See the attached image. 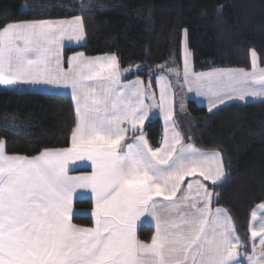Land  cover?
Instances as JSON below:
<instances>
[{"label":"snow or ice","instance_id":"obj_1","mask_svg":"<svg viewBox=\"0 0 264 264\" xmlns=\"http://www.w3.org/2000/svg\"><path fill=\"white\" fill-rule=\"evenodd\" d=\"M81 31L80 17L0 27V84L70 88L76 115L70 147L44 149L34 157L6 155L0 140V264H239L242 245L231 217L221 208L212 212L213 193L204 183L183 187L197 173L212 185L222 182L221 153L184 144L174 125L169 136L171 85L163 76L157 78L158 106L166 127L153 148L138 128L157 106L145 103L151 83L121 84L115 55L80 52L63 66L62 40H79ZM250 56L251 72L195 73L185 47L184 83L208 98L210 112L225 100L264 97V69L257 72L254 50ZM249 81L261 87L248 88ZM77 161L90 162L91 172L70 176ZM81 189L93 202L91 227L73 223V201ZM149 217L155 231L145 242L136 233ZM250 230L254 239L260 237L261 252L254 247L249 264H264V224Z\"/></svg>","mask_w":264,"mask_h":264},{"label":"trees","instance_id":"obj_2","mask_svg":"<svg viewBox=\"0 0 264 264\" xmlns=\"http://www.w3.org/2000/svg\"><path fill=\"white\" fill-rule=\"evenodd\" d=\"M77 16L83 21L85 43L64 48L65 56L115 55L121 70L132 68L126 80L139 77L151 88L162 73L180 86L179 46L185 29L195 73L246 70L250 50L264 66V0H0V27ZM168 62L176 72L161 70ZM182 98L184 109L176 110L174 124L185 144L221 153L225 179L209 189L214 205L229 213L248 253L250 214L264 203V99L209 112L175 91V104ZM75 121L67 95L0 91V140L7 155L34 157L44 149L66 148ZM142 132L153 148L160 146L158 117L150 118ZM73 207L90 210L91 202L77 200ZM73 223L90 227L91 218L76 215ZM136 234L146 242L152 229L142 225Z\"/></svg>","mask_w":264,"mask_h":264},{"label":"crops","instance_id":"obj_3","mask_svg":"<svg viewBox=\"0 0 264 264\" xmlns=\"http://www.w3.org/2000/svg\"><path fill=\"white\" fill-rule=\"evenodd\" d=\"M68 39H66V41H67ZM81 40V38L79 39V40H77V39H71V41L70 42H68V43H65L63 46H65L64 48H66V47H73V46H81V45H83L85 42H82V41H80ZM77 53H80V52H77ZM74 54H76V53H74ZM74 54H71V55H68V56H66V59H67V57H69V56H72V55H74ZM112 54H106V55H100V56H88V55H85V56H87V57H106V56H111ZM163 67V66H162ZM65 68H67V60H66V63H65ZM173 68V67H172ZM120 69V68H119ZM129 69H131L132 70V68H129ZM164 68H161V70H163ZM171 69V68H170ZM223 70L224 69H230V68H222ZM172 70H174V69H172ZM214 70H216V69H210V71L212 72V71H214ZM120 71H121V78H120V83L121 84H128L129 82H132V81H136V80H140V81H142L143 82V85L145 86V87H147L148 85L141 79V78H139V77H134V78H132V79H129V80H126L125 79V75L128 73L127 71H125V70H121L120 69ZM175 71V70H174ZM131 72V71H130ZM208 72V71H207ZM172 73H173V71H172ZM180 74H182L181 72H180ZM161 76H163V77H166L167 78V81H168V83L171 85V83H170V79L168 78V76L167 75H165L164 73H162V74H159V75H157L155 78H154V81H153V88H149L148 89V91H149V94H150V96H151V99H148V100H146L145 101V103L146 104H152V100H153V98H155V95L157 94L158 95V99H159V93H158V90H159V86L157 85V78L158 77H161ZM181 79H182V76H181ZM172 85H171V88H170V92H169V101H170V103H169V107H170V109H172V112H173V106H174V92L172 91ZM0 91H8V92H21V93H46V94H62V95H67V96H69L70 97V99H71V101H72V98H71V89L70 88H65V87H62V86H55V85H38V86H32V85H24V84H16V85H4V84H0ZM186 94H188L187 93V91H186ZM189 97V99H192V98H190V95H188ZM192 100H194L195 102H196V100L195 99H192ZM156 103V102H155ZM198 104V103H197ZM72 105H73V109H75V106H74V102L72 101ZM184 109V104L181 106V110H183ZM74 113H75V110H74ZM159 114V110H158V108H157V106H155V107H152L151 109H150V112H149V117H148V119H146L145 120V122L143 123V125H138V128L142 131V129H143V127H144V125L147 123V121L150 119V118H152V117H158L159 119H160V121H161V124H162V139H163V136H164V134H165V127H166V125H165V123H164V119H163V121H162V118H160V116L158 115ZM75 117H76V115H75ZM174 125V127L176 128V126H175V124H173L172 122L171 123H169L167 126L169 127V136L171 137V127ZM177 129V128H176ZM140 134V132L138 131L137 133H136V135H139ZM132 133L131 132H128L127 134H126V139L127 140H129V141H131V139H132ZM181 136V135H180ZM183 142V141H182ZM184 143V142H183ZM185 144V143H184ZM71 146V135H70V140H69V146L68 147H70ZM201 152H204V153H211V152H215V151H201ZM7 155V154H6ZM83 164H88L89 166H87V167H84V166H81V165H83ZM91 172V167H90V162H87V161H85V162H80V161H77L74 165H72V170L69 172V175L70 176H78V175H83V174H86V173H90ZM225 179V176H224V178H223V180ZM197 180H199L201 183H204L208 188H209V186H212V183H211V181H205L204 179H203V177L202 176H199V174L197 173V175L196 176H194V177H186L185 178V182H184V184H183V187L185 188V189H187V183L188 182H192L193 184H194V186H195V181H197ZM222 180V181H223ZM210 190V189H209ZM211 192H212V190H210ZM213 193V192H212ZM157 199H162V197H160V198H157ZM77 200H89L90 202H91V208H90V210H76L74 207V210H75V212L77 213V215L78 216H90V218H91V226H93V221H92V217H91V211H92V207H93V202H92V200H91V198H90V192H88V194L87 195H83V194H81V195H79V196H77V197H75L74 198V201H73V203L75 202V201H77ZM214 202H215V197H214V194H213V197H212V203H211V205H210V208H211V210H212V212H215V210L217 209V208H221V207H219V206H216V205H214ZM261 204H264V203H260V204H258L254 209H253V211L251 212V214H250V221L252 222V223H255L254 225H253V230H256V225H260V224H264V208H261L260 207V205ZM221 209H223V208H221ZM224 210V209H223ZM253 212H255L256 213V218H255V220L253 219ZM228 213V212H227ZM228 215H229V213H228ZM230 216V215H229ZM258 217L260 218L259 220H261V222H258ZM150 217L149 218H145L144 219V222H143V224L142 225H145V226H147V227H149V228H151L152 229V235L154 234V231H155V226H154V222H152V223H150ZM141 225V226H142ZM249 225H250V223H249ZM90 226V227H91ZM139 228V227H138ZM259 228L260 227H257V230H259ZM152 235H151V237H152ZM235 235H236V233H235ZM249 235H251V233H250V226H249ZM237 236V235H236ZM151 237H150V239L148 240V241H146V242H149L150 240H151ZM250 239H251V237H250ZM252 241L250 240V246H249V251H248V253H246L244 250H243V248H242V246L241 247H239V249H238V251H239V256L237 257V260H238V262H239V264H249V261H248V259H247V256L248 255H251L252 254V249H251V246H252V243H251ZM258 252H255L257 255L261 252V246H260V243H258ZM234 264H236V261H234Z\"/></svg>","mask_w":264,"mask_h":264},{"label":"rangeland","instance_id":"obj_4","mask_svg":"<svg viewBox=\"0 0 264 264\" xmlns=\"http://www.w3.org/2000/svg\"><path fill=\"white\" fill-rule=\"evenodd\" d=\"M75 18L76 17L69 18V19H54L53 21H74ZM80 22H81V28H82V31L80 33V35H81V40L80 41L85 42V32H84V26H83V21H82V18L81 17H80ZM66 39L67 38H65L61 42L62 43L61 51H62V55H63V61H64L63 66L64 67H65V63H66V60L67 59H66V56L63 53L64 52L63 51L64 50V47H65L63 45L65 43H68V42L71 41L69 39L66 41ZM185 47L187 48L188 53H190V57H189V67L193 71V68H192V55H191V52H190V50L188 48L187 38H186V35H185V31H183L182 36H181V40H180V46H179V68H178L180 70V72L182 73L181 74V76H182L181 84H180V86H177L176 84L173 86L172 82L170 81V83L172 85V88H173L172 91L174 92V98H173L174 99V106H173V112H172L173 113V121H172L173 124H174V115H175L176 110L177 111H180L181 110V106L184 104L183 98H182V100L180 99L179 103H176L175 104V91H178V93L181 94L182 97H184V96L185 97H189L188 95H190V98L195 99L196 100V103H198V105L204 106L207 109V111H209L208 98L206 96H203V95L198 96L197 93H196V91H195V89H193V91L190 92L188 90V87L189 86L184 83V53H185ZM248 58H249V61H248L249 62V67H248V69H246V71L251 72V71H253V66H252V58L250 56V52H249ZM161 66H163L164 69H167V68L170 69L172 67V64L170 62H168V63H164ZM172 69H174L175 72L177 70L176 67L171 68V70ZM214 69H216V70H223L222 68H214ZM230 69H240V68H230ZM261 69H264V66H261L259 64L258 57H257V53H256V70H257V72H259V70H261ZM209 72H211V71L208 70V72L207 71H201V72H197V73H209ZM246 87L251 88V89H259L261 87V85H259V84H253L251 81H249V83L246 85ZM186 91H187L188 94H186ZM158 93H159V99H158V95L156 94L155 95V98H153V100H152V104L157 105V108L159 110V114L158 115L160 116V118H162V121H163V119H164V113L161 112L160 107L158 106L159 105V100H160V87H159ZM263 99H264V97H261V96H257V97L248 96L244 100H239V99H235V98L232 99V100H225L224 104H218L217 107L214 108L212 111H214L215 109H217L220 106H223V105L229 104V103H237V102L238 103H244V102L259 101V100H263ZM168 107H169V105H168ZM171 111H172V109H171ZM164 123L166 125L165 120H164ZM169 123H171V122H169ZM79 192L82 193L83 195H87L88 194V190H84V189L79 190ZM80 210H85V209H80ZM259 219L260 218L258 217V222H261V220H259ZM249 223H250V225H249L250 226V229L253 230V225L255 223H252L250 220H249ZM260 225H256V231H259V230H257V227H260ZM250 233H251V230H250ZM250 237H251L250 240L252 241L251 242L252 243V246H251L252 253H253L254 247H255V252H258L259 251L258 250V246H259L258 243H259L260 237H256L255 239L251 235H250Z\"/></svg>","mask_w":264,"mask_h":264}]
</instances>
